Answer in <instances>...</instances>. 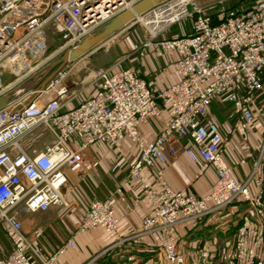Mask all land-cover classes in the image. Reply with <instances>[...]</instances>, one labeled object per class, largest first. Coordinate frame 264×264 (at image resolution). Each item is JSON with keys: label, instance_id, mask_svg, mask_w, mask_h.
I'll return each instance as SVG.
<instances>
[{"label": "built area", "instance_id": "2783aa9c", "mask_svg": "<svg viewBox=\"0 0 264 264\" xmlns=\"http://www.w3.org/2000/svg\"><path fill=\"white\" fill-rule=\"evenodd\" d=\"M135 1L0 0V99L13 92L10 102L0 108V227L16 243L0 264H57L75 249V242L69 240L43 257L34 240L23 233L21 213L66 210L68 174L91 173L99 162L89 150L96 144L118 149L125 139L139 152L129 170L130 182L149 206L138 236L168 233L179 224L200 221L241 202L256 223L253 226L246 219L237 228L230 261L256 264L260 259L264 246L261 179L256 170L245 182L235 178L223 157L221 128L208 114L211 104L226 96L242 120L255 121L253 96L264 95V0L234 9L224 5L229 0H219L214 13L197 0L157 4L141 15L149 19V28L136 19L122 29L140 22L148 33L145 47L156 41L159 57L177 56L179 81L155 94L132 69L96 68L90 72L93 91L79 98L81 91L63 85L70 64L79 57L53 69L51 65ZM188 20L193 23L190 35L159 41L173 26ZM51 37L60 46L49 54ZM7 75L14 79L7 81ZM241 85L245 96L238 94ZM160 103L169 108L171 119L158 137L149 140L142 135L141 125L161 117ZM183 141L191 145L182 146ZM179 149L191 162L202 160L215 168L217 181L206 197L175 191L165 180V166ZM145 170L152 172L158 188L149 183ZM118 224L113 200L95 199L77 232H114ZM160 250L168 264H185L174 235L162 239ZM210 258L208 250L198 252L199 260Z\"/></svg>", "mask_w": 264, "mask_h": 264}, {"label": "crops", "instance_id": "0c3cea01", "mask_svg": "<svg viewBox=\"0 0 264 264\" xmlns=\"http://www.w3.org/2000/svg\"><path fill=\"white\" fill-rule=\"evenodd\" d=\"M192 31L193 23L191 33ZM188 35L187 32L172 36H167L166 33L159 41ZM144 42L143 38L133 44L130 55L135 58L132 59V67L129 69L136 71L151 90L159 94L180 79L176 73L177 56L159 57L156 53V41L149 47H145ZM261 78L264 84V70ZM237 91L240 96L246 95L242 85ZM160 105L161 117L141 125L142 135L149 140L158 137L171 119L169 108L161 103ZM252 108L255 121L247 123L234 112L226 96H222L211 104L208 119L215 121L221 128L223 157L232 168L235 178L239 182H245L256 170L264 189V95L253 96ZM188 145H191L189 141H183L182 146ZM89 155L98 160L99 165L87 175L68 174L69 182L64 193L69 207L62 212L52 208L46 213H57L60 220L78 218L80 222L93 200L111 198L119 221L118 228L114 232L97 229L89 234H80L77 232L79 222L74 228L67 225V238L57 235V241L51 249L39 246L32 238L43 257L50 256L69 240L75 242L76 248L68 250L57 264H103L102 260L97 261L103 257L107 258V263L110 261L112 264H168L160 250L161 241L166 235L175 236L185 264H232L230 254L237 228L246 219L253 226L256 223L247 204L237 202L219 214L200 221L179 224L171 232L138 236L142 230V220L149 210L146 198L130 182L129 170L139 157L138 149L129 139H125L118 149L107 144H96L89 150ZM145 174L149 183L158 188L152 172L145 170ZM165 180L175 191L203 198L210 194L217 181V174L212 165L202 160L193 163L179 149L165 166ZM250 187L256 190L254 184L250 183ZM201 250L211 252L210 260L198 259V252ZM256 264H264V246Z\"/></svg>", "mask_w": 264, "mask_h": 264}, {"label": "rangeland", "instance_id": "374dc122", "mask_svg": "<svg viewBox=\"0 0 264 264\" xmlns=\"http://www.w3.org/2000/svg\"><path fill=\"white\" fill-rule=\"evenodd\" d=\"M134 0H127L131 2ZM199 4L205 6L208 13H214L218 7L219 0H197ZM237 4L236 0H229L224 2L226 7ZM130 6V7H128ZM127 6V9L135 10L131 4ZM136 14V12H135ZM136 19L140 21V14H136ZM108 25L105 24L94 32V35H98ZM192 22L185 21L180 26H176L167 33V36L171 34H180V32L191 33ZM146 28L137 22L132 26L124 28L111 35L104 41L97 43L82 56L75 59L71 64V71L67 78L63 81V85L71 90L78 89L81 91L79 98L83 99L88 96L93 88L89 86L90 72L96 68H108L114 67L116 70H125L132 67V59L134 55L131 54L133 44L137 43L140 39H143L147 35ZM60 46V41L54 37H51L49 42V54L53 53ZM64 54H61L57 59H61ZM7 81H12L13 76L7 75ZM6 81V78L4 79ZM87 85H85V84ZM78 102V101H77ZM75 102V103H77ZM74 104V103H73ZM59 211V210H58ZM57 213H38L36 215H30L29 213H21V223L23 233L29 237L34 238L39 246H45L51 249L57 241V235L67 238V225L70 228H74L76 223L79 222L78 218L63 219L57 218ZM33 240V239H32ZM16 243L13 235L4 229H0V259L12 253Z\"/></svg>", "mask_w": 264, "mask_h": 264}, {"label": "water", "instance_id": "95a60500", "mask_svg": "<svg viewBox=\"0 0 264 264\" xmlns=\"http://www.w3.org/2000/svg\"><path fill=\"white\" fill-rule=\"evenodd\" d=\"M163 1L165 0H136L132 3V7L137 12H139L140 15H142L146 11ZM134 20H136V17L130 13L129 9H127L122 14L114 18L111 22H109L104 30L98 35H90L75 50L65 53V55L61 59L51 65V68L53 69L55 67L65 65L68 61L82 56L94 45L104 41ZM12 96L13 92H10L4 98L0 99V108L7 105L10 102Z\"/></svg>", "mask_w": 264, "mask_h": 264}, {"label": "trees", "instance_id": "16d2710c", "mask_svg": "<svg viewBox=\"0 0 264 264\" xmlns=\"http://www.w3.org/2000/svg\"><path fill=\"white\" fill-rule=\"evenodd\" d=\"M257 0H240V1H237V4L233 5V6H229L228 8L230 9H234V8H239L241 7V5L243 4H247L249 7H252L255 3H256ZM170 32V31H169ZM168 33V32H167ZM173 34L169 35V36H172ZM107 258L103 257V258H99L97 261L99 260H102V263L103 264H112L110 263H107L108 260H106Z\"/></svg>", "mask_w": 264, "mask_h": 264}, {"label": "bare ground", "instance_id": "6f19581e", "mask_svg": "<svg viewBox=\"0 0 264 264\" xmlns=\"http://www.w3.org/2000/svg\"><path fill=\"white\" fill-rule=\"evenodd\" d=\"M128 7H130V6H128ZM129 11H130V13H131L132 15H134V16H136V14H137V15L140 14V13L137 12L136 10H132V9H130V8H129ZM135 12H136V14H135ZM158 17H159V16H158ZM158 17H157V18H158ZM139 20H140V22L142 21L143 25H145L147 28L150 27V26H149L150 21H149L148 18H140ZM19 90H20V89H19ZM21 91H22V90H21ZM21 91H19V92H21Z\"/></svg>", "mask_w": 264, "mask_h": 264}]
</instances>
